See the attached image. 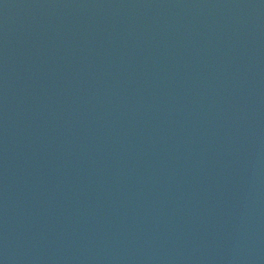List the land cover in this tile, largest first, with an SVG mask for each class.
I'll list each match as a JSON object with an SVG mask.
<instances>
[{
    "label": "water",
    "instance_id": "obj_1",
    "mask_svg": "<svg viewBox=\"0 0 264 264\" xmlns=\"http://www.w3.org/2000/svg\"><path fill=\"white\" fill-rule=\"evenodd\" d=\"M0 264H264V0H0Z\"/></svg>",
    "mask_w": 264,
    "mask_h": 264
}]
</instances>
